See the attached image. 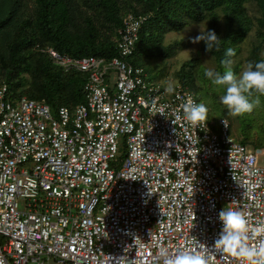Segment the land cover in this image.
I'll return each mask as SVG.
<instances>
[{
    "label": "built area",
    "instance_id": "built-area-1",
    "mask_svg": "<svg viewBox=\"0 0 264 264\" xmlns=\"http://www.w3.org/2000/svg\"><path fill=\"white\" fill-rule=\"evenodd\" d=\"M146 17L123 16L120 56L44 49L87 75L73 108L0 84V264H163L161 248L196 244L209 264H244L214 249L225 205L244 212L249 246H264L263 148L236 140L225 117L194 128L183 106L195 93H169L128 61Z\"/></svg>",
    "mask_w": 264,
    "mask_h": 264
},
{
    "label": "trees",
    "instance_id": "trees-1",
    "mask_svg": "<svg viewBox=\"0 0 264 264\" xmlns=\"http://www.w3.org/2000/svg\"><path fill=\"white\" fill-rule=\"evenodd\" d=\"M139 1L145 7L141 12L132 7L131 11L120 14L117 0H0V84L7 85L8 93L14 99L27 96L48 104L53 111L61 105L73 108L84 101L83 85L87 75L75 70L65 71L52 62L44 49L51 47L72 57L94 55L110 59L120 56L115 38L127 13L147 14L132 52L126 58L143 70L148 81L158 80L153 78L152 69L142 57L167 56L171 46L161 44L162 31L180 29L191 20L206 19L210 30L222 40L219 51H213L220 70L221 60L225 59L222 49H229L234 42L243 39L255 22L259 39L253 46L252 55L256 62L262 61L258 51L264 45V0H254L259 6V14L253 16L246 11L252 0ZM91 9L99 12L94 14ZM218 11L222 15L220 23ZM100 14L106 15L108 25L114 29L113 37L99 31L96 21ZM181 85L190 88L199 103L204 104L198 89L190 87L185 80ZM255 109L253 116L258 117ZM224 113L216 120L225 117L230 131L234 119ZM211 119L208 115L207 121ZM230 134L234 135L231 131ZM234 138L245 145L264 147L260 141H249L250 136L245 133Z\"/></svg>",
    "mask_w": 264,
    "mask_h": 264
},
{
    "label": "rangeland",
    "instance_id": "rangeland-1",
    "mask_svg": "<svg viewBox=\"0 0 264 264\" xmlns=\"http://www.w3.org/2000/svg\"><path fill=\"white\" fill-rule=\"evenodd\" d=\"M118 6L120 8V14L124 12L131 11L132 7L136 8L141 12L144 7V3L138 0H117ZM246 11L248 15L253 16L254 14H259V6L256 1L252 0L246 6ZM89 10V9H88ZM91 9V12L98 13V9ZM94 13V14H96ZM219 23L222 22L221 12L218 11ZM105 14H100V18L96 21L99 31L102 32L104 36H111L113 28L108 25ZM96 20V19H95ZM187 30L185 31V28ZM257 24L253 22L251 30H249L243 39L237 40L233 43L234 46L231 48L234 50L235 55L230 57L233 61L232 70L237 75L241 73L246 66L251 62L256 63V58L253 59V46L258 42L257 36ZM210 30L207 20L194 21L191 20L188 24L181 27L180 29H164L162 31V45H170L169 53L167 56H147L142 57L143 61L146 62L152 69L150 72L153 78L161 81L167 87L173 86L175 83H183V80L188 82V85L192 88L199 90V94L208 107V115L212 118L209 120L214 128H217L216 117L222 115L223 112L227 116L232 115L231 112L226 108L225 105L221 103V97L224 95V89L218 87L211 83L204 75L205 70L212 69L218 72H223V66L221 70L218 67L217 60L214 57L213 51L206 52L205 45L203 42L198 44H193L190 42L189 37H195L200 31ZM183 32L184 39L179 43V34ZM224 31L221 33L223 35ZM113 37V35L111 36ZM191 50V59H186L187 53L184 51ZM225 54L226 48L222 49ZM258 57L264 61V45L260 47L258 51ZM226 58V57H225ZM183 68V71H181ZM167 83V84H166ZM259 97L260 103L254 108L255 113H248L240 116L232 115V120L234 123L230 124V131L235 137V135L244 134L245 136H250L249 141H260L264 145V95H261L255 91L252 92L250 99L255 100ZM259 114V115H258ZM256 117V118H255ZM239 133V134H238ZM251 145V144H250ZM252 147V146H251ZM120 156L122 153L119 154ZM259 165H264V147L261 154H259ZM18 206L20 209L23 208V201H18ZM44 259V258H42ZM27 264H34L29 261ZM44 264H47L44 262ZM48 264H54V261L50 259Z\"/></svg>",
    "mask_w": 264,
    "mask_h": 264
},
{
    "label": "clouds",
    "instance_id": "clouds-1",
    "mask_svg": "<svg viewBox=\"0 0 264 264\" xmlns=\"http://www.w3.org/2000/svg\"><path fill=\"white\" fill-rule=\"evenodd\" d=\"M183 39L184 35L181 32L179 43ZM189 40L193 44L203 42L206 52L219 51L222 41L214 30L200 31L195 37H189ZM190 51H184L187 53L186 59L188 60L191 59ZM234 55L235 52L232 48L227 49L225 52L226 58L221 60L224 71L218 72L207 69L204 75L211 83L224 89L221 103L226 106L232 115L240 116L251 113L260 103L259 97L255 100L250 99L253 91L264 95V61L255 64L250 62L237 75L232 70L233 61L230 59ZM167 91L172 93L173 88L169 86ZM208 111L209 109L205 104L197 103L191 98L183 106L184 116L194 128L199 127L200 124L208 120ZM157 113L165 116L163 108ZM218 218L221 222V231L219 238L214 242L215 251H222L238 257L244 264H264V246L258 250L248 244L250 239L249 227L244 212L225 205L218 213ZM259 231L257 230V232ZM209 252L204 244H196L195 247L178 249L175 253H170L167 248H161L158 255L162 258L163 264H209L206 255Z\"/></svg>",
    "mask_w": 264,
    "mask_h": 264
}]
</instances>
